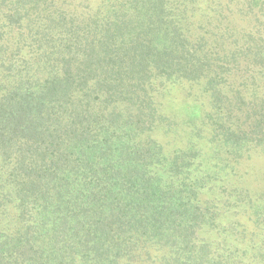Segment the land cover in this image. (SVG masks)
<instances>
[{
	"label": "trees",
	"instance_id": "1",
	"mask_svg": "<svg viewBox=\"0 0 264 264\" xmlns=\"http://www.w3.org/2000/svg\"><path fill=\"white\" fill-rule=\"evenodd\" d=\"M0 264H264V0H0Z\"/></svg>",
	"mask_w": 264,
	"mask_h": 264
},
{
	"label": "rangeland",
	"instance_id": "2",
	"mask_svg": "<svg viewBox=\"0 0 264 264\" xmlns=\"http://www.w3.org/2000/svg\"><path fill=\"white\" fill-rule=\"evenodd\" d=\"M257 162H258V161H257ZM257 162H256V161H254L253 163H254V164H255V163H256V164H258V166H259V162H258V163H257Z\"/></svg>",
	"mask_w": 264,
	"mask_h": 264
}]
</instances>
